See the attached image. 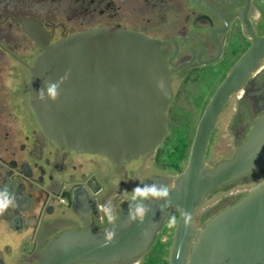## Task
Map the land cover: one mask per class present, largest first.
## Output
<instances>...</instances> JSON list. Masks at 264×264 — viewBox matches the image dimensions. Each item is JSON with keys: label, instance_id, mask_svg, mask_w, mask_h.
<instances>
[{"label": "flooded vegetation", "instance_id": "flooded-vegetation-1", "mask_svg": "<svg viewBox=\"0 0 264 264\" xmlns=\"http://www.w3.org/2000/svg\"><path fill=\"white\" fill-rule=\"evenodd\" d=\"M99 28H122L157 41L170 77L167 134L154 150L122 163L50 142L29 106V69L39 54L31 32L52 43ZM250 31L264 33V0H0V188L8 187L17 198V206L0 216V264H34L64 231L112 228L104 206L111 201L119 220L128 192L138 183L162 177L172 185L187 165L212 96L251 46ZM263 114L264 57L219 111L205 166L212 171L230 159ZM216 140L223 142L220 153ZM210 155L218 160L212 162ZM262 179L264 169L210 191L204 202L214 193L224 194L203 211L204 202L195 207L193 227H202L249 189L232 192L235 187ZM224 200L227 204L212 212ZM171 215L177 212L167 209L144 253L111 264H167Z\"/></svg>", "mask_w": 264, "mask_h": 264}, {"label": "water", "instance_id": "water-1", "mask_svg": "<svg viewBox=\"0 0 264 264\" xmlns=\"http://www.w3.org/2000/svg\"><path fill=\"white\" fill-rule=\"evenodd\" d=\"M251 46L232 67L207 105L196 128L184 170L172 183V205L178 226L173 231L167 264H264V179L249 187L200 228L192 224L194 209L207 194L253 171L264 169V114L258 117L232 157L212 171L205 151L217 115L229 97L264 57V33L249 32ZM39 49L29 69V106L45 137L59 147L127 162L154 150L167 134L166 110L172 97L170 77L159 43L135 31L99 28L72 34L52 43L31 32ZM69 73L59 99L41 102L44 81ZM164 183L153 177L143 183ZM147 203V202H145ZM153 202L143 224L125 227L126 201L112 229L105 232L64 231L51 240L34 264H111L144 253L165 217ZM167 209L165 212H167ZM191 213L185 228L180 210Z\"/></svg>", "mask_w": 264, "mask_h": 264}, {"label": "clouds", "instance_id": "clouds-1", "mask_svg": "<svg viewBox=\"0 0 264 264\" xmlns=\"http://www.w3.org/2000/svg\"><path fill=\"white\" fill-rule=\"evenodd\" d=\"M69 73L59 77L55 82L44 81L43 86L37 91V99L41 102H55L59 99L61 86L68 79ZM243 92L239 93L238 98L243 97ZM173 186L166 183L153 182L136 184L135 187L128 192V215L125 221V227H130L133 223L143 224L150 212L153 213V208L150 206L153 202L164 201L159 206L162 213L172 205L171 191ZM147 202V203H145ZM17 206L16 195L9 190L8 187L0 188V216L5 215L9 209ZM105 214L108 217L110 224L115 225L116 216L114 215V208L111 201L104 206ZM180 217L183 220V225L187 229L191 226V213L185 209L180 210ZM167 226L169 229H176L178 226V219L176 215H171L167 219ZM116 232L112 228L105 229L104 244H110L114 241Z\"/></svg>", "mask_w": 264, "mask_h": 264}, {"label": "rangeland", "instance_id": "rangeland-1", "mask_svg": "<svg viewBox=\"0 0 264 264\" xmlns=\"http://www.w3.org/2000/svg\"><path fill=\"white\" fill-rule=\"evenodd\" d=\"M217 144V147L219 148V150H218V153H220L221 152V150H222V148H223V142H221V141H218V140H216L215 142H213V146L214 145H216ZM216 147V148H217ZM214 148L212 147V150H213ZM216 151V150H215ZM209 160H211L212 162H215V161H217L218 160V158L216 157H211V155L209 156V158H208ZM252 184H250V186H251ZM250 186H248V185H246V186H243V187H235L234 189H233V191L232 192H236V191H240L241 189H245V188H248V187H250ZM223 192H217V193H214L213 195H211L203 204H202V211L204 210V209H206V208H209L210 206H213L214 204H215V202L217 201V200H219V198H222L223 197ZM227 200H224L223 202H222V204H220V205H217L215 208H213L214 210H212V212L213 211H216V210H218V209H220L221 207H222V205H225V204H227V202H226ZM217 204V203H216ZM200 209V208H199ZM211 212V213H212Z\"/></svg>", "mask_w": 264, "mask_h": 264}, {"label": "trees", "instance_id": "trees-1", "mask_svg": "<svg viewBox=\"0 0 264 264\" xmlns=\"http://www.w3.org/2000/svg\"><path fill=\"white\" fill-rule=\"evenodd\" d=\"M175 167H177V164H176V166Z\"/></svg>", "mask_w": 264, "mask_h": 264}]
</instances>
